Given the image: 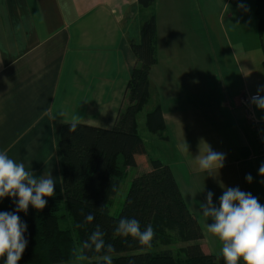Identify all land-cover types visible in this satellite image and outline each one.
<instances>
[{"label": "crops", "instance_id": "crops-1", "mask_svg": "<svg viewBox=\"0 0 264 264\" xmlns=\"http://www.w3.org/2000/svg\"><path fill=\"white\" fill-rule=\"evenodd\" d=\"M65 3L74 8L70 20L63 10ZM241 3L244 9L238 7ZM255 3L225 0L218 17L208 15L217 41L225 38L233 43L229 21L237 22L236 32L258 29ZM214 4L213 0H154L145 9L138 0H0V149L25 161L37 175L51 171L55 187L60 188L56 146L61 125L76 118L80 124L102 129L115 126L137 64L130 38L136 39L137 20L141 29L144 19L154 14L158 63L150 71V86L159 96L169 137L162 141L163 153L170 160L166 166L201 229L203 251L220 254L221 245L215 237L216 250L210 245L212 235L206 230L199 203L208 191L214 193L215 202L223 192V183L251 192L264 204V178L258 176L264 161V113L243 102L264 85V61L254 60L252 69L248 58L232 51L238 69H232L226 56L222 59L225 83L214 63L202 83L198 68H178L176 62L195 58L190 38L198 36L188 29L201 34L202 20L206 21L196 8ZM164 52L176 60V69H168L171 61L163 68ZM202 141L225 154L224 166L212 176L199 171L192 158L205 147ZM185 142L192 156L183 150ZM151 170H132L133 180ZM249 173L251 184L245 181Z\"/></svg>", "mask_w": 264, "mask_h": 264}, {"label": "trees", "instance_id": "trees-1", "mask_svg": "<svg viewBox=\"0 0 264 264\" xmlns=\"http://www.w3.org/2000/svg\"><path fill=\"white\" fill-rule=\"evenodd\" d=\"M138 3L149 9L154 0ZM255 16L264 53V0H256ZM130 48L137 64L127 84L128 105L119 112L115 126L102 129L78 123L77 130L69 133L68 123L61 125L56 146L61 187H55V195L47 198L43 210L29 206L27 214L19 213L28 225L29 243L18 264H77L81 242L96 225L104 231L105 243L115 249L113 264H224L220 254L203 251L201 229L170 167L148 154L139 131L142 113L146 131L160 141H169L161 106L148 108L150 71L158 63L154 14L144 19L138 42L131 41ZM144 159L152 170L133 180L122 209L112 215L121 184L132 170L142 167ZM13 208L7 197L0 202V210ZM89 213L95 217L91 223L85 221ZM122 217L136 218L142 228L153 227L151 247L114 233ZM176 244L186 246L176 251ZM100 257L101 253L89 250L80 263L97 264Z\"/></svg>", "mask_w": 264, "mask_h": 264}, {"label": "clouds", "instance_id": "clouds-1", "mask_svg": "<svg viewBox=\"0 0 264 264\" xmlns=\"http://www.w3.org/2000/svg\"><path fill=\"white\" fill-rule=\"evenodd\" d=\"M238 7L244 9L241 3ZM63 10L66 18L73 17L74 8L65 3ZM246 10V9H245ZM249 103L264 113V85L249 98ZM63 113H61V116ZM264 119V116H262ZM69 133H74L78 120L68 123ZM203 150L193 157L186 142L183 150L188 152L195 161L196 168L212 176L224 166L225 154L215 151L206 142ZM258 176L264 178V162L259 165ZM245 181L253 182V176L245 175ZM56 178L51 171L37 175L33 169L26 167L23 160L12 158L6 150L0 149V202L9 198L14 208L12 211L0 210V264H18L29 241L28 225L19 213L27 214L29 206L35 210H43L48 204V197L55 195ZM222 194L213 201L214 193L208 191L203 202L199 203V211L205 218L206 230L220 242V257L224 264H264V204L251 192L240 187H228L220 184ZM94 214L89 213L85 221L91 223ZM114 233L117 236L131 237L139 245L151 247L155 232L151 225L141 226L136 218L122 217L116 223ZM105 233L100 225L81 242L78 259H85L89 250L101 253L97 264H113L112 244H106Z\"/></svg>", "mask_w": 264, "mask_h": 264}, {"label": "rangeland", "instance_id": "rangeland-1", "mask_svg": "<svg viewBox=\"0 0 264 264\" xmlns=\"http://www.w3.org/2000/svg\"><path fill=\"white\" fill-rule=\"evenodd\" d=\"M213 1L215 2V4L213 5L212 8H196V10L202 13V17L204 15L206 16L205 17L206 21L202 20L203 18L200 17V20H202L201 26H203L202 30H200L201 34H199L198 30H196L195 28L188 29L189 33L195 32L196 36H198V39L194 37L190 38V41L193 42V45H191V48L193 47L196 49L194 50L195 58H190V59L176 62L178 64L179 69L198 68L202 73L200 75L201 78L199 79L201 83L203 80L204 81L207 80L203 76H208L209 73L207 71L212 69V65L210 63H214L216 65L215 69L218 73L219 79L223 81L224 83L227 82V78H225V76L222 74L220 66L224 62V60L222 59H224L226 56V60L229 63H231L232 69L233 70H236V68L238 69L237 62L235 61L234 56L232 55V51L237 52L241 55H244L246 58H248L252 69H254V62H253L254 60L257 61L259 58L260 61H264V53L262 50V45H261L257 26L255 30H252V28H250L247 32H238V31L236 32V29L234 28H236L235 26L237 25V22H235L234 20L229 21V23L231 24V28L233 29V31L229 33V37L231 38L233 43L231 44L228 43L227 39L225 38L217 41L219 39L218 34L216 32L214 24L210 25L208 15L211 16L212 14L214 18L218 17L220 12L222 11L225 0H213ZM203 21H205L206 25ZM132 29H133V26H132ZM128 31L130 32L129 33L130 35H133V32L131 29ZM139 31H140V23H139V20H137L136 30L134 34V36L136 37V39L134 40L135 42H138L139 33H140ZM130 40L133 41L131 38ZM174 45L177 46V49L180 48L178 47L179 43H176ZM177 49H174L173 52H175V50ZM166 55L167 53L164 52V54H162L161 56L163 68H166V63L169 64L171 61V63L168 65V69H176L177 68L176 63H175L176 60H174L172 56L168 58L166 57ZM165 57L167 58V60L165 59ZM199 81L197 80L196 82H199ZM210 81L212 82V78L210 79ZM124 87H123V90H124ZM158 103H159V96L157 94L152 93L151 104L148 106V108L151 109L153 107L152 104L157 105ZM127 105H128V101H126V96H125L123 107L121 106L122 107L121 110H124L127 107ZM138 120H139V131L145 142V146L148 151V154L151 157H154L155 159L163 160L165 165H168L170 160L166 158L163 153V146H165L163 144L164 142L160 141L156 136H153L146 131L145 126H144V121H145L144 114L141 113L140 116L138 117ZM142 164H143L142 167L144 168H151L149 163L147 162L145 163V159ZM134 173H135L134 171H131L128 179H126L121 184L120 191L114 200L115 206H113L111 210L112 215H116L122 209L123 204L126 199V195L129 192V188L131 186L133 178L135 177ZM209 241H210L211 247L213 246L214 250H216L215 248L216 240L213 238V236H209ZM185 246H186L185 244H176L174 246V249L178 251L180 248L185 247ZM81 261L82 259H80V261L77 264H79Z\"/></svg>", "mask_w": 264, "mask_h": 264}, {"label": "built area", "instance_id": "built-area-1", "mask_svg": "<svg viewBox=\"0 0 264 264\" xmlns=\"http://www.w3.org/2000/svg\"><path fill=\"white\" fill-rule=\"evenodd\" d=\"M249 98H250V97H245V98L243 99V102H244L245 105L250 104V103H249ZM261 157H262V159L264 160V146L262 147ZM263 162H264V161H263Z\"/></svg>", "mask_w": 264, "mask_h": 264}, {"label": "bare ground", "instance_id": "bare-ground-1", "mask_svg": "<svg viewBox=\"0 0 264 264\" xmlns=\"http://www.w3.org/2000/svg\"><path fill=\"white\" fill-rule=\"evenodd\" d=\"M132 48V47H131ZM63 127V126H62Z\"/></svg>", "mask_w": 264, "mask_h": 264}]
</instances>
